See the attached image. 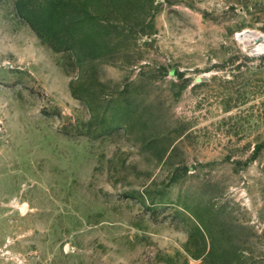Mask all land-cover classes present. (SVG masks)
<instances>
[{
  "label": "rangeland",
  "instance_id": "rangeland-1",
  "mask_svg": "<svg viewBox=\"0 0 264 264\" xmlns=\"http://www.w3.org/2000/svg\"><path fill=\"white\" fill-rule=\"evenodd\" d=\"M263 41L264 0H0V264H264Z\"/></svg>",
  "mask_w": 264,
  "mask_h": 264
},
{
  "label": "bare ground",
  "instance_id": "bare-ground-1",
  "mask_svg": "<svg viewBox=\"0 0 264 264\" xmlns=\"http://www.w3.org/2000/svg\"><path fill=\"white\" fill-rule=\"evenodd\" d=\"M244 37H245V39H250V38H254L255 36L250 35V34H245ZM256 49L257 50H264V41L261 44H259Z\"/></svg>",
  "mask_w": 264,
  "mask_h": 264
}]
</instances>
